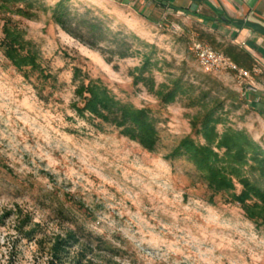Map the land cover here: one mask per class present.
<instances>
[{"label":"rangeland","instance_id":"obj_1","mask_svg":"<svg viewBox=\"0 0 264 264\" xmlns=\"http://www.w3.org/2000/svg\"><path fill=\"white\" fill-rule=\"evenodd\" d=\"M24 1L29 19L0 12V40L9 19L38 63L18 71L0 50V264H264V229L214 196L184 157L167 159L185 137L204 144L190 123L211 108L219 134L243 131L264 152L260 59L252 55L240 81L205 73L191 43L210 34L217 44L202 42L223 53L230 31L163 0ZM59 3L66 30L52 17ZM88 82L147 111L154 152L77 116L76 90ZM58 240L66 245L56 254Z\"/></svg>","mask_w":264,"mask_h":264},{"label":"trees","instance_id":"obj_2","mask_svg":"<svg viewBox=\"0 0 264 264\" xmlns=\"http://www.w3.org/2000/svg\"><path fill=\"white\" fill-rule=\"evenodd\" d=\"M29 6L24 0H0L2 14H12L20 18H31ZM179 11L186 15L191 14L187 10ZM52 17L56 24L66 30L65 11L61 3L56 6ZM217 17L222 16L217 14ZM223 20L227 24L232 22L228 19ZM233 24L238 29L243 26L241 21H233ZM245 26L264 36L263 27L253 23ZM2 36L0 50L16 70L38 69L37 55L32 50L31 43L23 39L21 32L11 25L9 19H5L3 23ZM198 40L206 41L210 45L217 44L216 39L210 34L201 33ZM222 52L232 63L252 72L253 60L248 52L231 43L224 45ZM176 92L177 90H173L163 95L164 102H171ZM76 95L81 103L80 107L74 106L77 116L90 122L99 120L113 125L120 130L121 135L136 142L145 151L149 153L155 151L158 135L146 110H137L129 105L120 104L104 87L93 82L80 85ZM252 108L257 109V106L254 105ZM216 110L211 108L191 120L193 134L200 136L204 144L197 143L190 136L185 137L167 159L184 157L194 166L214 196L227 195L228 203L236 205L247 220L264 229V188L244 175L247 169L264 178V152L243 131L225 129L219 134L216 126L221 125L222 120L215 115ZM256 112L264 118L263 111L258 109ZM236 185L240 187L238 193ZM65 245V241L58 240L54 245V252L59 254Z\"/></svg>","mask_w":264,"mask_h":264},{"label":"crops","instance_id":"obj_3","mask_svg":"<svg viewBox=\"0 0 264 264\" xmlns=\"http://www.w3.org/2000/svg\"><path fill=\"white\" fill-rule=\"evenodd\" d=\"M169 2L168 9L182 13L179 10L190 11L189 16L202 19L208 25H218L230 31L232 39L230 43L237 45L242 50L260 59L259 63L264 68V36L253 31L248 26L249 23L259 25L264 28V0H163ZM199 1V2H197ZM164 6V5H163ZM178 10V11H175ZM209 11L211 15H206L200 11ZM221 15V18L217 17ZM186 15V14H185ZM223 19H228L231 24H227ZM233 21H241L242 28H237ZM257 89L254 88L256 96ZM252 106L256 105L255 100L250 101ZM257 106V105H256Z\"/></svg>","mask_w":264,"mask_h":264},{"label":"built area","instance_id":"obj_4","mask_svg":"<svg viewBox=\"0 0 264 264\" xmlns=\"http://www.w3.org/2000/svg\"><path fill=\"white\" fill-rule=\"evenodd\" d=\"M199 66L205 73L225 72L232 74L238 81L248 77V72L230 61L222 53L212 50L207 44L194 39L189 48Z\"/></svg>","mask_w":264,"mask_h":264}]
</instances>
